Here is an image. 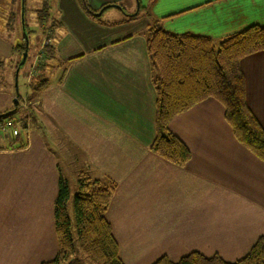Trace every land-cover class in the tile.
Listing matches in <instances>:
<instances>
[{"label":"crops","instance_id":"1","mask_svg":"<svg viewBox=\"0 0 264 264\" xmlns=\"http://www.w3.org/2000/svg\"><path fill=\"white\" fill-rule=\"evenodd\" d=\"M138 1L86 0L91 8L109 5L100 14L116 9L112 20H98L80 0H45L41 23L53 21L48 83L25 93L33 109H26V138L0 127V264L53 258V206L58 178L68 184V164L76 182L84 171L114 184L104 216L123 264L175 262L190 252L233 262L264 237V162L237 142L218 101L206 98L170 120L190 153L183 165L151 150L157 93L145 40L158 20L170 33L217 42L264 26V0H148L145 11ZM20 42L0 32L4 66ZM239 66L246 103L264 128V50ZM14 79L0 78V115L24 99Z\"/></svg>","mask_w":264,"mask_h":264},{"label":"trees","instance_id":"2","mask_svg":"<svg viewBox=\"0 0 264 264\" xmlns=\"http://www.w3.org/2000/svg\"><path fill=\"white\" fill-rule=\"evenodd\" d=\"M80 3L86 14L93 17V11L86 0H80ZM106 6L109 5H104L101 9ZM37 14L38 21L42 22L47 15L45 3ZM134 16L128 15L129 18ZM22 25V41L14 46L19 57L25 50V36L28 39L24 20ZM145 40L157 93L156 132L151 150L172 163L183 165L190 156L189 150L169 130L168 124L174 116L206 98H213L222 105L224 119L237 142L264 162V128L246 103L245 82L239 66L243 57L264 50V26L251 25L215 42L207 36L170 33L158 20H153L148 25ZM39 54L41 62L36 69L41 72L31 85L33 91H39L48 83L43 70L50 68V60L54 58L51 42L46 43ZM26 58L22 64L20 58L14 65V71L18 68V74ZM1 67H4L2 62ZM16 107L14 105V110ZM12 112L0 115V127L9 122L10 125L21 127L19 131L23 134L22 129L26 128L28 115L14 118ZM3 117L6 119H2ZM76 189L71 219L66 204L69 197L68 184L61 176L58 178L53 206L57 249L52 259L40 264H62L72 255L73 226L79 249L92 264H123L110 224L104 216L114 184L109 182L102 185L95 179L79 176ZM152 264H264V237H258L248 252L233 262L224 261L217 254L206 257L198 252H190L175 262L161 256Z\"/></svg>","mask_w":264,"mask_h":264},{"label":"rangeland","instance_id":"3","mask_svg":"<svg viewBox=\"0 0 264 264\" xmlns=\"http://www.w3.org/2000/svg\"><path fill=\"white\" fill-rule=\"evenodd\" d=\"M48 1V0H47ZM140 6H142L140 11H145V5L148 2V0H139ZM138 1V5H139ZM45 3V0H0V32L3 34L9 33L10 37H13L15 35L19 38L20 41H22V30H21V17L26 23V29L28 30V39H27V47L26 53L27 58L24 66L21 68L20 73L17 78L16 82V90L20 94V96L24 95V99H16L18 101V107L16 110H14V113L12 112V116L15 117H23V115L27 114L26 109L29 107L31 108V103H27L25 99V93L31 92V85L33 84V81H35L40 70L37 71L36 67L41 62L40 59V51L44 47L46 43L51 42L50 41V24L53 23V21H50L49 17L45 18L43 23H40L41 21H38L37 19V12L41 10V4ZM122 6L126 11H131L129 5L127 3H121ZM89 6V4H88ZM90 7V6H89ZM93 11V14L97 17L96 19L100 20H112L114 18V13H116V9L114 7H108L104 10L102 14H100V9L98 8H91ZM22 13V14H21ZM98 13V15H97ZM23 26V25H22ZM52 34V33H51ZM22 35V36H21ZM28 50V52H27ZM19 55L15 56V59H13L10 63H7L6 66L0 68V78L3 81L10 82L11 77H13L12 72L14 71V65L16 62L20 59ZM46 73L44 71V77L49 78L50 74L48 72V69L46 68ZM23 72V75L21 73ZM15 76V71H14ZM13 81V80H12ZM26 82V83H25ZM28 86H30L28 88ZM19 101L21 105L19 104ZM32 109V108H31ZM33 110V109H32ZM28 115V114H27ZM26 127V126H25ZM9 130L11 131L12 135H16L18 133H21L20 129L21 127H17L15 125H9ZM8 130V129H7ZM20 130V131H19ZM23 134H21V138H26V128L23 127ZM67 160V159H66ZM69 160V159H68ZM67 160V161H68ZM68 169V186L70 189V194L67 199V211L69 213V216L71 219H73V195L76 192L77 182L75 179V168L72 165H69ZM84 174V171H83ZM82 173H80V177L84 176ZM85 178L90 179L87 176H84ZM73 245H74V251L70 257L65 260L62 264H92L80 251L78 240L76 236V231L74 226L71 230Z\"/></svg>","mask_w":264,"mask_h":264},{"label":"water","instance_id":"4","mask_svg":"<svg viewBox=\"0 0 264 264\" xmlns=\"http://www.w3.org/2000/svg\"><path fill=\"white\" fill-rule=\"evenodd\" d=\"M116 6V5H115ZM22 14V13H21ZM97 15H98V13H97ZM21 22L23 23V19H22V17H21ZM22 29H23V27H22ZM25 50L22 52V56H21V60H20V64H22L23 62H24V60H25V58H26V55H27V53H26V47H27V37L25 36ZM17 74H18V68H16L15 69V83H16V78H17ZM14 102H15V99H14Z\"/></svg>","mask_w":264,"mask_h":264},{"label":"built area","instance_id":"5","mask_svg":"<svg viewBox=\"0 0 264 264\" xmlns=\"http://www.w3.org/2000/svg\"><path fill=\"white\" fill-rule=\"evenodd\" d=\"M6 126H9L10 125V123L9 122H6V124H5Z\"/></svg>","mask_w":264,"mask_h":264}]
</instances>
